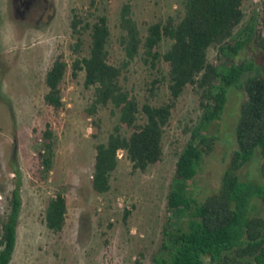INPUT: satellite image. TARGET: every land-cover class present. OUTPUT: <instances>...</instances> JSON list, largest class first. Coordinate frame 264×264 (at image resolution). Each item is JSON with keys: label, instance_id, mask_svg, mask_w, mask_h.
<instances>
[{"label": "trees", "instance_id": "obj_1", "mask_svg": "<svg viewBox=\"0 0 264 264\" xmlns=\"http://www.w3.org/2000/svg\"><path fill=\"white\" fill-rule=\"evenodd\" d=\"M245 1L184 0L182 13L149 23L142 33L134 18L132 1L122 0L118 42L124 58L115 64L110 53L108 16L100 11L101 0H87L85 9L70 11L69 49L74 58L67 63L57 56L46 73L48 92L44 100L54 110L63 107L60 85L70 67V77L75 80L82 72L84 88L92 90L86 109L89 116L109 106L111 114H119L106 142L95 145L91 184L99 194L111 188L119 151L125 153L133 173H145L162 161L166 129L181 96L188 87L196 96L199 122L194 130L187 126L184 129L191 136L177 154L174 184L165 207L166 222L153 264H264V217L252 214L255 202L264 203V67L257 72L253 60L236 62L248 45L264 56V0L243 24ZM164 40L171 43L161 53ZM210 49H217L224 58L222 70L208 60ZM136 61L152 77L145 82L143 102L122 84ZM161 86L166 87L168 96L158 101ZM232 86L245 94L235 131L237 149L230 156L219 190L199 201L190 195L189 188L204 157L215 147V138L204 132L221 119L226 90ZM93 124L98 128L96 122ZM256 153L261 160L259 180H241L239 170ZM53 159V131L46 123L38 152L43 178L51 172ZM8 203V213L0 212V264H10L15 249L22 204L18 186ZM130 214L124 211V222ZM66 215V197L63 191H57L47 202L43 223L53 234H60ZM143 258L139 252L134 264H143Z\"/></svg>", "mask_w": 264, "mask_h": 264}, {"label": "rangeland", "instance_id": "obj_2", "mask_svg": "<svg viewBox=\"0 0 264 264\" xmlns=\"http://www.w3.org/2000/svg\"><path fill=\"white\" fill-rule=\"evenodd\" d=\"M131 1L134 18L144 33L149 23L182 13L184 0ZM51 2V23L36 29L35 11L31 10L23 20L14 12L11 0H0V212L8 213V201L16 186L22 201L10 264H134L139 252L144 254L143 264H153L166 222L165 207L174 184L177 154L191 136L184 129L187 126L194 130L199 122L197 98L190 87L181 96L166 129L161 162L145 173H133L122 152L111 176L110 190L97 193L91 184L95 145L106 142L119 114H111L109 106L89 116L86 109L92 90L84 88L82 72L75 80L70 77V67L60 85L63 107L56 111L45 103V77L53 61L59 55L67 63L74 58L69 49L70 11L87 6V0ZM121 3L122 0H101L99 6L109 19L110 53L115 64L124 58L118 42ZM259 6L260 0L244 2L243 24ZM84 40L86 47V36ZM170 43L164 40L160 52L164 53ZM223 59L217 49L208 51V60L219 64L220 70ZM244 60H253L257 72L264 67V56L252 45L240 53L236 62ZM151 79V73L136 61L130 65L122 84L143 102L145 82ZM167 96L166 87L161 86L157 100ZM244 99L242 90L228 87L221 119L212 122L204 132L215 138V147L204 157L189 188L190 195L199 201L221 186L230 156L237 149L235 131ZM95 122L98 128L94 127ZM46 123L51 124L53 131L54 159L51 172L43 178L38 152ZM260 163L256 153L239 170L240 179L259 180ZM57 191L64 192L67 215L62 232L55 235L44 225L43 215L48 200ZM125 210L131 211L126 222ZM252 214L264 217V203L255 202Z\"/></svg>", "mask_w": 264, "mask_h": 264}, {"label": "flooded vegetation", "instance_id": "obj_3", "mask_svg": "<svg viewBox=\"0 0 264 264\" xmlns=\"http://www.w3.org/2000/svg\"><path fill=\"white\" fill-rule=\"evenodd\" d=\"M16 15L18 14L23 20L32 11L36 12L34 27L36 29L44 28L51 23L54 16L53 3L51 0H11Z\"/></svg>", "mask_w": 264, "mask_h": 264}, {"label": "built area", "instance_id": "obj_4", "mask_svg": "<svg viewBox=\"0 0 264 264\" xmlns=\"http://www.w3.org/2000/svg\"><path fill=\"white\" fill-rule=\"evenodd\" d=\"M122 152H123L122 150L119 151V153H118V157H121Z\"/></svg>", "mask_w": 264, "mask_h": 264}]
</instances>
